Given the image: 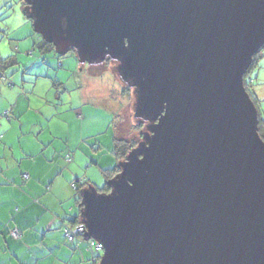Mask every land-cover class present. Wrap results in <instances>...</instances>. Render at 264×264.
I'll list each match as a JSON object with an SVG mask.
<instances>
[{
  "label": "water",
  "instance_id": "1",
  "mask_svg": "<svg viewBox=\"0 0 264 264\" xmlns=\"http://www.w3.org/2000/svg\"><path fill=\"white\" fill-rule=\"evenodd\" d=\"M58 56L116 61L137 145L79 191L96 264H264V141L243 77L264 0H22Z\"/></svg>",
  "mask_w": 264,
  "mask_h": 264
},
{
  "label": "crops",
  "instance_id": "2",
  "mask_svg": "<svg viewBox=\"0 0 264 264\" xmlns=\"http://www.w3.org/2000/svg\"><path fill=\"white\" fill-rule=\"evenodd\" d=\"M8 31L3 24L0 29V38L5 39L0 45V264L90 262L86 240L75 237L73 244L67 243L64 229H72L75 221L79 223L72 185L83 179L77 176L81 168L89 167L90 157L91 165L101 167L83 149L81 131L75 128L78 119L73 125L66 116L59 115L69 109L55 108L50 113L41 106L42 101L47 102L44 98L50 88L58 95L64 85L62 81H51L50 71L46 69L49 66L43 65L51 52L42 49L41 38H30L32 30L10 42L8 36L13 30ZM35 47L38 52L34 51ZM5 59L3 68L1 60ZM258 75L259 71L251 74L255 80ZM49 82H52L50 88ZM39 86L43 87L41 93L37 91ZM251 92L259 114L264 117V82H253ZM69 139L73 144L67 143ZM77 146L79 153L72 151ZM66 153L72 157L71 162L65 161ZM13 230L17 236L11 235Z\"/></svg>",
  "mask_w": 264,
  "mask_h": 264
},
{
  "label": "rangeland",
  "instance_id": "3",
  "mask_svg": "<svg viewBox=\"0 0 264 264\" xmlns=\"http://www.w3.org/2000/svg\"><path fill=\"white\" fill-rule=\"evenodd\" d=\"M5 2H10V4L5 6L3 5ZM21 4V0H0V29L4 24L10 31L13 30L8 36V42L14 41L13 39L18 35H23L31 30L30 38L40 40L41 37L35 33L31 20L25 17L24 5ZM1 41H5V39L0 38V45ZM34 51L38 52L39 50L35 47ZM42 57L44 55H40V58ZM58 58L55 53H48L45 58L47 62L43 60V65L49 66L46 69L50 71L51 81L64 83L60 88L61 94L55 95L56 90L50 88L52 82H49L47 87L50 89L44 98L47 102L42 101L41 106H45L50 113L55 112V108H57L56 110L58 108L60 110L69 109L67 113L62 112L59 115L66 116V119L73 125L78 119V126L75 128L81 131L83 149L92 156L94 161L98 162L101 168H112L116 164L111 153L113 137L130 140L138 139L140 135L141 128L134 117L132 90L128 89L127 84L121 80L116 67L114 68L116 64L97 63L83 66L78 64L72 51L58 56ZM59 63H62L61 67H59ZM253 71L255 74L259 71L254 82L258 84L264 82V53L261 58H258ZM41 89L43 87L39 86L37 91L41 93L43 91ZM70 135L73 137L72 131ZM60 141L64 143V140ZM67 143L73 144L72 139H69ZM74 150L79 153L80 148L77 146L72 151ZM90 158L87 159L89 167L81 168L77 176L89 178L96 188L101 189L105 185L106 179L97 166L91 165ZM68 243L73 244L72 242ZM101 254V251L97 253L99 256ZM80 264H91V260L90 262L84 260Z\"/></svg>",
  "mask_w": 264,
  "mask_h": 264
},
{
  "label": "trees",
  "instance_id": "4",
  "mask_svg": "<svg viewBox=\"0 0 264 264\" xmlns=\"http://www.w3.org/2000/svg\"><path fill=\"white\" fill-rule=\"evenodd\" d=\"M22 1V0H21ZM22 5H23V2H22ZM43 47L42 49L45 51V52H53V46L49 43H46L42 40V44H41ZM264 53V46L258 51L255 53L254 57H253V61L249 67V69L246 71L244 77H243V84H244V87L246 89V91L248 92V94L250 95V97L252 98V100L254 101L256 107H257V110H258V106H257V101L256 99L253 97L252 95V92H251V87L253 85V82L255 80L254 77L251 76L252 72H253V69L256 65V62L258 60V58H261L262 54ZM57 57L58 55L55 54ZM7 63V59L5 60H1V67H3V65ZM4 68V67H3ZM138 125L140 126V128L142 129V123L140 122H137ZM257 131H258V134L260 136V138L264 141V117L261 116L258 112V126H257ZM141 137V130H140V135L138 137V139H130V140H126V139H120V138H117L116 136L113 137V146H112V155L116 161V164L112 167V168H101L100 171L102 172L103 176L105 177L106 180H108L109 178H111L112 176H114L117 172H118V162L125 159L127 153L137 145V142L139 141ZM89 183H91L88 179L86 178H83L81 180H77L76 183H74V189H75V193H76V201H77V205H78V208L80 210L81 208V199H80V194H79V191L82 187H85L86 185H88ZM99 191H103V192H107L108 191V188L106 187V185H104L101 189H98ZM78 219L79 221V215L78 217L76 218V220ZM78 222L75 221L74 225H76ZM73 225V226H74ZM65 230V229H64ZM78 237H81V238H84L85 239V236H84V233H79L78 235H76ZM74 236V238L76 237ZM66 238V237H65ZM67 240V239H66ZM74 240V239H73ZM86 240V239H85ZM69 241H67L68 243ZM73 242V241H72ZM86 245L89 246V240H86ZM86 246V248H87ZM90 254H91V263L92 264H96V262L98 261L99 259V255H97V253L99 251H94L92 252L91 250L87 249Z\"/></svg>",
  "mask_w": 264,
  "mask_h": 264
},
{
  "label": "built area",
  "instance_id": "5",
  "mask_svg": "<svg viewBox=\"0 0 264 264\" xmlns=\"http://www.w3.org/2000/svg\"><path fill=\"white\" fill-rule=\"evenodd\" d=\"M71 160H72V157L69 154H67L66 161L71 162ZM72 186L74 187V185ZM79 233H84V227L80 223H77L76 225H74L72 229L65 228L64 230V235L67 241L69 242H72L74 239V236L78 235ZM17 234L18 233L16 230L11 231V235L17 236ZM87 249L91 250L92 252L100 251V245L93 240H89V246H87Z\"/></svg>",
  "mask_w": 264,
  "mask_h": 264
},
{
  "label": "flooded vegetation",
  "instance_id": "6",
  "mask_svg": "<svg viewBox=\"0 0 264 264\" xmlns=\"http://www.w3.org/2000/svg\"><path fill=\"white\" fill-rule=\"evenodd\" d=\"M101 63H105V64H108V63H112V64H117L116 63V61H113L112 59H110L109 57H107V58H105L103 61H101V62H99V64H101ZM83 66L84 65H86V64H82ZM116 66H114V68H115ZM127 88L128 89H130V90H132V93H133V87L132 86H129V85H127ZM137 122H141L142 123V128L144 127V125H145V122L143 123V121H141L140 119H137ZM142 130V129H141Z\"/></svg>",
  "mask_w": 264,
  "mask_h": 264
}]
</instances>
